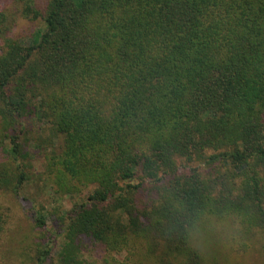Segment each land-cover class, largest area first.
<instances>
[{"label":"trees","instance_id":"trees-1","mask_svg":"<svg viewBox=\"0 0 264 264\" xmlns=\"http://www.w3.org/2000/svg\"><path fill=\"white\" fill-rule=\"evenodd\" d=\"M34 149L56 201L87 191L59 264L83 237L110 264H218L204 224L264 232V0H0V197L32 181ZM9 219L0 203V248Z\"/></svg>","mask_w":264,"mask_h":264},{"label":"rangeland","instance_id":"rangeland-1","mask_svg":"<svg viewBox=\"0 0 264 264\" xmlns=\"http://www.w3.org/2000/svg\"><path fill=\"white\" fill-rule=\"evenodd\" d=\"M21 33H29V24L23 20L15 28ZM35 138H46L42 129L38 126L33 128ZM61 142H56V150L59 152ZM34 173L32 181L26 186L20 196L10 194L0 197L2 203L10 211V219L6 231L3 234L0 248V264H36V256L39 250L47 243L53 247L52 258L47 264H59V253L64 244L63 230L65 221L70 217L73 206L84 200L85 191L80 197L65 198L56 201L51 189L45 188L44 153L33 150ZM199 163L182 164V171L189 172L199 169L203 174H209L211 169L205 166L199 167ZM214 172H212L213 174ZM150 191L151 190H147ZM144 192L140 203L147 204L150 192ZM20 197V198H19ZM34 210H42L48 213L46 227L39 228L33 220ZM197 246L202 253L213 256L218 264H264V232L253 230L246 234L240 224L233 218L218 219L204 224L196 234ZM246 245V250L242 249ZM80 264H110L105 261L107 251L104 245L89 238H81L78 242ZM238 249L241 250L238 251ZM127 252L117 255L118 261H123ZM140 253H144L140 251ZM142 256L137 260L138 264H150ZM112 264V263H111Z\"/></svg>","mask_w":264,"mask_h":264}]
</instances>
